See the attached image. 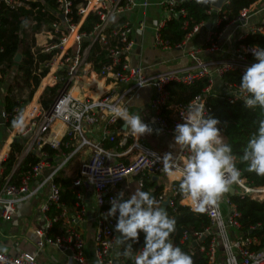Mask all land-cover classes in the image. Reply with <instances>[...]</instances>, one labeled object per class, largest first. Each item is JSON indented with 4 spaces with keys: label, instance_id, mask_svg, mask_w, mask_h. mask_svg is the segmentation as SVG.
<instances>
[{
    "label": "built area",
    "instance_id": "built-area-1",
    "mask_svg": "<svg viewBox=\"0 0 264 264\" xmlns=\"http://www.w3.org/2000/svg\"><path fill=\"white\" fill-rule=\"evenodd\" d=\"M30 1H40L45 6L43 0H0V11L2 6L11 10H30ZM55 1L56 7L48 9L55 20L50 23L41 22L42 27L34 34V45L30 51L34 57L37 54L54 52L50 59L38 63L36 71L39 74L47 70L42 78L44 79L55 66L51 75L54 84H47L42 93L57 85L59 89L48 109L42 106V93L40 94L35 107L30 110L20 130L12 136L9 148L0 160V218L9 223L16 214L19 202L38 199L41 201L39 205L42 225L35 230L37 253L47 246H52L66 252L71 264H116L119 263L117 246L113 242L117 235L114 231L116 218L105 220L102 216L109 211L110 201L118 196L114 192L115 189L129 178H138L139 185L143 186L145 179L169 174L162 170V164L157 162L153 155L155 153L163 157L164 154L153 150L141 137L126 131L123 121L112 113V108L119 106L127 109L136 92L151 87L153 96L148 107L150 116L144 123L154 125L160 134L174 139L175 126L183 123L182 113L189 109L201 108L205 115H210L211 109L206 102L208 95L224 93L230 104L243 101L246 94L240 91V87L224 83L221 79L228 72L244 75L246 68L256 62L251 51L253 46L236 45L231 56L224 59L205 61L199 58V54L218 53V41L223 29L228 26L234 27L235 31L246 29L244 34L237 37V42L247 33L264 34V0H256L249 8L243 9L237 18L226 24L222 30L221 25L226 21L221 13L222 8L217 9L211 4V8L206 12L208 19L195 25L184 36L183 41L174 46L162 38L161 30L166 21L172 17H185V12L175 9L178 0H160L156 5L162 9L165 16L154 28L153 49L185 51L194 36L203 28H207V33L202 48L187 52L193 64L154 76L144 75L139 66L130 65L128 58L134 44L132 36L135 31L129 17L137 10L143 14L151 5L149 0H95L93 6L92 0ZM182 1L187 0H180ZM227 2L228 0L224 5ZM258 6L260 8L257 9ZM35 10L31 9L32 13H35ZM42 13H45L44 9L41 10ZM260 14L262 17L258 19V24L249 26L250 20ZM90 15H95L96 21L90 31L83 30V24ZM75 16L79 17L76 22ZM34 17L35 15H32L29 20L21 18L22 28L30 32L37 24ZM186 27L185 22L183 29ZM145 28L144 20L138 21L136 29L143 32ZM94 45H98L110 60L100 71H96L88 61ZM91 72L96 75L98 81H102L103 88H107L98 98L92 96L97 85L84 89ZM14 75L12 73L10 78L13 79ZM8 78L9 76L0 72V154L9 136L21 121L24 111L32 102L31 98L24 103L27 92L24 91L19 96L18 87L9 91L11 80ZM201 79L207 81V87L201 94L184 105L169 104L167 87L170 84L189 86ZM116 89H120V92ZM11 97L16 98L15 105L8 110L6 98ZM218 127L223 135L221 126ZM96 130H101L102 139L92 138ZM19 141H23L22 150L13 162L11 170L5 174L3 163L8 159L11 145ZM105 141L113 146L106 148ZM49 150L53 151V154H50ZM79 154L88 157L80 163L76 178L72 181V187L76 189V202L74 209L70 211L60 202V189L54 180ZM28 155L35 157L36 162L21 173L20 164ZM173 155L176 169L173 170L175 174L172 185L175 187L176 184L179 186V169L182 168L183 159L188 152L177 149ZM123 156L128 157L127 162L116 160ZM88 188L91 189L95 201L94 261L86 254L82 232L89 217L85 204V189ZM229 188L233 189L234 197L255 201L264 198V187L249 185L241 173L238 182ZM177 202L209 219V227L203 233L195 234L194 241V244H197L198 240L210 237L207 247L199 249L205 253L208 264H216L218 253L222 256L223 264H264V246L259 247V240L251 236L252 231L260 229L261 226L251 227L248 235H242L238 221L240 214L227 192L217 205L206 207L203 211H197L182 195H179ZM262 229L264 231V228ZM186 240H190V237L184 233L182 241ZM0 264L40 263L35 255L29 253L11 255L0 252ZM121 264H134V261H124Z\"/></svg>",
    "mask_w": 264,
    "mask_h": 264
},
{
    "label": "trees",
    "instance_id": "trees-1",
    "mask_svg": "<svg viewBox=\"0 0 264 264\" xmlns=\"http://www.w3.org/2000/svg\"><path fill=\"white\" fill-rule=\"evenodd\" d=\"M45 6L40 1L29 2L30 10L19 8L17 10H11L2 6L0 11V72L6 76L15 70V75L9 83V91L12 88H19V96L25 92L27 99L24 101L26 104L31 100L35 103L42 93L44 87L50 83L51 74L42 79L47 70L37 73L36 68L38 63L48 60L52 57L54 52L49 54H37L36 57L31 53V48L34 45V34L37 33L42 23H50L54 21V16L49 14V10L56 7L55 0H43ZM213 0H178V4L175 7L176 10H183L185 17L179 16L178 18L172 17L166 21L165 26L161 30L162 38L168 42L169 45L174 46L181 43L184 36L191 31L195 25H199L208 19L206 12L211 8ZM256 0H228L221 13L226 21L221 25V30L226 24L237 18L239 13L243 9L249 8ZM38 9L37 11L35 9ZM31 9L35 10L32 13ZM44 9L45 13L41 14V10ZM49 9V10H48ZM35 15L36 25L33 26L30 32L22 28L21 18L29 20V18ZM79 17L75 16L74 21H78ZM96 21L95 15H90L83 24L82 29L90 31L92 24ZM42 22V23H41ZM187 23L186 29H183L184 23ZM264 28V25H262ZM237 46H259L264 49V34L262 33H247L243 39L236 43ZM17 54H20V60L18 63L14 62V58ZM89 62L92 63L93 68L96 71H100L101 68L109 63V59L106 57L104 51L100 50L98 45H94L89 54ZM242 75L238 72L225 73L221 79L222 82L236 85L240 87V80ZM42 79V81H41ZM41 81V82H40ZM40 83V84H39ZM20 84V85H19ZM51 83L50 85H53ZM207 87L206 79H201L193 82L189 86L180 84H170L167 89L169 91V104L184 105L193 100L196 96L202 93ZM59 86L53 88H47L40 96V102L46 109L52 104L55 96L57 95ZM34 94V95H33ZM94 94H92L93 96ZM15 97L6 98V108L10 110L15 105ZM207 105L210 107V115L220 121L223 136L225 142L232 147L233 155L237 157L236 165L240 170L241 176L246 182L257 188L264 187V176H259L255 173L247 171V165L240 161V157L243 154L244 148L247 146L250 138L258 129V122L264 119V110L259 107L254 109L245 108L243 101L239 100L233 104H230L224 95L210 94L206 99ZM34 108V107H33ZM128 110V109H127ZM14 123H12L13 125ZM107 145L110 144L107 142ZM106 145V146H107ZM23 147V141L14 142L11 145V151L8 159L3 163L5 168V174L11 170V166L16 157L20 154ZM50 154L53 151L49 150ZM36 162V158L32 155H28L20 164L19 172H25L29 167ZM76 177L64 175L61 172L54 180L55 184L60 189V202L72 211L76 202V189L72 187V181ZM146 184V183H145ZM176 191L178 196L179 186L176 184ZM152 187H145L141 191L148 192V189ZM164 192V186H160L153 196L156 201L162 207ZM232 203L236 206L237 211L240 214L238 218L240 224V233L242 235H248L251 227L260 225V229L252 231L251 236L259 240V247L264 246V201H255L249 198L233 197ZM170 218H174L176 221V230L171 235L170 239L175 246L180 247L182 251L191 256L193 264H208V258L204 252H200V247H207L210 237H206L204 240H198L197 244H194L196 240L195 234H200L205 231L210 225L209 219L202 214L195 213L187 207H183L180 204H176L174 209L169 208L166 211ZM52 214H55L51 212ZM52 216V215H51ZM187 233L190 240L182 241L183 234ZM144 246V234L140 233L139 243L133 244V250L138 251ZM258 248V247H257ZM256 249V247H254ZM123 248L119 253L120 260L131 261L132 256H125L123 254ZM192 252V253H191Z\"/></svg>",
    "mask_w": 264,
    "mask_h": 264
},
{
    "label": "clouds",
    "instance_id": "clouds-1",
    "mask_svg": "<svg viewBox=\"0 0 264 264\" xmlns=\"http://www.w3.org/2000/svg\"><path fill=\"white\" fill-rule=\"evenodd\" d=\"M251 51L256 62L246 68L240 80V91L246 94L245 108L264 110V49L254 46ZM111 111L134 136L140 138L153 133L140 115L119 106ZM181 118L183 123L175 126L171 145L173 149L188 152L179 169V193L197 211H203L217 205L230 185L238 182L237 157L233 155L231 145L225 142L218 119L205 115L201 108L189 109L181 114ZM153 155L166 174H175V156L171 152L163 157ZM239 159L247 165L248 172L264 176V119L258 122L256 133ZM110 204L109 211L102 216L105 220L116 218L114 231L117 235L113 242L123 248L125 256H132L134 264H193L191 256L170 239L176 230L175 219L169 217L150 193L135 190L125 199L121 192ZM140 233L144 234V246L134 252L133 244L139 243Z\"/></svg>",
    "mask_w": 264,
    "mask_h": 264
},
{
    "label": "crops",
    "instance_id": "crops-1",
    "mask_svg": "<svg viewBox=\"0 0 264 264\" xmlns=\"http://www.w3.org/2000/svg\"><path fill=\"white\" fill-rule=\"evenodd\" d=\"M149 1L151 5L147 10H145L143 14L140 10H137L129 17L135 27V31L132 36L134 44L128 56L130 65L139 66L142 69L143 74L146 76H154L164 71L178 70L190 66L191 64H193V62L188 58L187 52L202 48L204 41L206 39L207 28H203L198 34L194 36V38L186 47L185 51H181V50L166 51V50L153 49L152 41L154 38V28L164 18L165 14L162 11V9L156 5L160 0H149ZM256 18L251 19L248 25L249 26L257 25L258 23ZM141 19L144 20L146 25V28L143 32H139L136 29L137 23ZM245 32L246 29L243 30L240 29L238 31H235L234 27L232 26H228L227 28H224L221 37L218 41L220 51L215 54H207L206 52H202L199 54V58L201 60L206 61L210 59H218V58L224 59L230 57L231 54L234 52L237 43V38L235 40L233 36H235V33L244 34ZM94 84L97 85L96 86L97 88L95 91H93L92 94H94L93 95L94 98H98L102 93L105 92L107 88L105 87L103 88L102 81H98L93 77L89 78V81L84 87L85 89H88L89 86H92ZM116 91L120 92V89H116ZM152 96H153V89L151 87H145L139 90L131 98L127 107L128 111L132 114L140 115L143 121L145 122L148 121V118L150 116L148 107ZM35 104L36 103L29 104V108L26 110L28 114L30 110L33 107H35ZM27 112L26 115H28ZM17 126L15 127L13 133L9 136L0 154V160L3 157L4 153L8 150L12 136L20 130L17 129ZM149 126L153 129V133L151 135L142 136L141 140L144 141L153 150L159 153L162 154L169 152H171L172 154L175 153L177 149H173V147H171V145L174 143V139H171L169 137L160 134L154 125L150 124ZM86 132L90 135L89 131L86 130ZM92 136H94L92 138L95 140H99L103 138L101 130H96ZM104 145L105 146L107 145L106 141L104 142ZM112 146L113 145L110 144L109 146L107 145L106 148H110ZM87 157L88 156L85 154H79L76 157H74V159L71 162V165L63 171L64 175L71 177L76 176L80 163L83 160H85ZM116 160L127 162L128 157L126 158L123 156ZM173 179H174V175L151 177L150 179H145L144 185L140 186L138 178H129L121 185H119L114 192L117 193V195L123 192L124 197L126 199L135 190H142L145 187V185H147V187L149 186L152 187L148 189V193H150V195L155 193L160 186H164V192L162 195V199L164 202V194L166 192L168 193L170 188V194L172 193V197H171L172 203L166 207L165 210L167 211V209L174 207L178 203L177 200L179 198L175 187L172 185ZM85 193H86L85 204L87 206V212L89 214V217L86 220L82 232L85 241L86 254L91 261H94L95 246L93 242V235H94L93 215L95 214V205H94L95 201H94V197L92 196V191L90 188L85 189ZM29 202L31 205V213H28L27 215H23L22 217H18L17 214H15L13 218V220L14 219L19 220L20 218L26 220L27 223L23 225L21 234H18L19 230L17 227L11 225V222L13 220L9 223H5L0 218V252H5L11 255H18L23 252L29 253L35 255L37 261L40 264H71L69 255L66 252L60 251L52 246H47L43 249L42 252L37 253V250L35 248V243L37 241V237L35 236V230L42 225L40 205H39L41 201L38 199H34V200H30ZM121 249L122 247L121 248L117 247V255H118L119 263L116 264H121L124 262L119 258V253L121 252ZM216 264H223L222 256L219 253L216 258Z\"/></svg>",
    "mask_w": 264,
    "mask_h": 264
},
{
    "label": "rangeland",
    "instance_id": "rangeland-1",
    "mask_svg": "<svg viewBox=\"0 0 264 264\" xmlns=\"http://www.w3.org/2000/svg\"><path fill=\"white\" fill-rule=\"evenodd\" d=\"M260 8V6L257 7V9ZM262 17V14L258 15V17L256 18L257 21L258 19H260ZM260 21V20H259ZM242 35L241 33H235V36L234 39L236 40V38L238 36ZM14 73L15 74V70H13L12 72L9 73V80L12 81V79L10 78L11 74ZM219 91V90H217ZM33 99V97H32ZM264 196V195H263ZM261 201H264V198H262ZM28 213H31V205H30V202L29 201H22V202H19L17 204V211H16V214L18 217H22L23 215H27ZM27 222L25 219L23 218H20L19 220L18 219H14L12 222H11V225L15 226L18 228V234H21L22 233V229H23V225H25Z\"/></svg>",
    "mask_w": 264,
    "mask_h": 264
},
{
    "label": "bare ground",
    "instance_id": "bare-ground-1",
    "mask_svg": "<svg viewBox=\"0 0 264 264\" xmlns=\"http://www.w3.org/2000/svg\"><path fill=\"white\" fill-rule=\"evenodd\" d=\"M95 3H96L95 0H92V1H91V5H92V6L95 5ZM54 69H55V66L52 67V69H51V71H50V73H49L48 75H50V74L52 75ZM48 75H47V76H48ZM89 77H91V78L93 77L94 79H96V75H95L93 72H91V73L89 74ZM51 83H53V79H52V77H51V81H50L49 84H51ZM96 88H97V87H96ZM84 89H85V87H84ZM85 90H87V89H85ZM74 92H75V91H74ZM26 112H27V111H25V113H24V115H23V117H22L21 122H20L19 125L17 126V129H18V130L23 126V124H24L25 121H26V117H27ZM27 114H28V112H27ZM171 197H172V193L170 194V188H169L168 193L166 192V193L164 194V202H163V206H162V208H163L164 210L166 209V207H167L169 204L172 203V201H171Z\"/></svg>",
    "mask_w": 264,
    "mask_h": 264
},
{
    "label": "water",
    "instance_id": "water-1",
    "mask_svg": "<svg viewBox=\"0 0 264 264\" xmlns=\"http://www.w3.org/2000/svg\"><path fill=\"white\" fill-rule=\"evenodd\" d=\"M226 0H213L212 1V6L217 8V9H221L224 5V2ZM20 54H17L14 58V62L15 63H18L19 60H20ZM227 193L230 195L231 199L234 197V192H233V189L232 188H229V190L227 191Z\"/></svg>",
    "mask_w": 264,
    "mask_h": 264
}]
</instances>
